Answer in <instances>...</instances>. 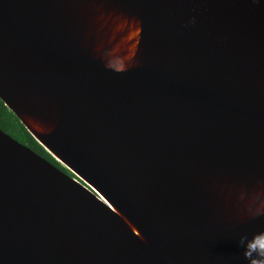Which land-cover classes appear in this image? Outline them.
<instances>
[{
  "label": "water",
  "instance_id": "obj_1",
  "mask_svg": "<svg viewBox=\"0 0 264 264\" xmlns=\"http://www.w3.org/2000/svg\"><path fill=\"white\" fill-rule=\"evenodd\" d=\"M0 98V264H264V0H0Z\"/></svg>",
  "mask_w": 264,
  "mask_h": 264
},
{
  "label": "trees",
  "instance_id": "obj_2",
  "mask_svg": "<svg viewBox=\"0 0 264 264\" xmlns=\"http://www.w3.org/2000/svg\"><path fill=\"white\" fill-rule=\"evenodd\" d=\"M0 128L20 142L28 145L37 153L53 162L65 172L76 177L67 167L57 161L53 155L31 134L21 119L0 98Z\"/></svg>",
  "mask_w": 264,
  "mask_h": 264
},
{
  "label": "bare ground",
  "instance_id": "obj_3",
  "mask_svg": "<svg viewBox=\"0 0 264 264\" xmlns=\"http://www.w3.org/2000/svg\"><path fill=\"white\" fill-rule=\"evenodd\" d=\"M108 42H109V40H108ZM101 50L102 51L107 50L106 46H102L101 47ZM262 189H263V187L257 186L254 189L250 190L251 201H247V202L250 203L249 204V207H252L253 206L254 209H259L260 207H263L264 206V202L261 201V199H258L259 195L261 193H264V191L261 192ZM246 205L248 206L247 203H246ZM247 209H248V207H247ZM245 211H247V210H245Z\"/></svg>",
  "mask_w": 264,
  "mask_h": 264
},
{
  "label": "clouds",
  "instance_id": "obj_4",
  "mask_svg": "<svg viewBox=\"0 0 264 264\" xmlns=\"http://www.w3.org/2000/svg\"><path fill=\"white\" fill-rule=\"evenodd\" d=\"M244 247H245V251H246V254H247V245H245Z\"/></svg>",
  "mask_w": 264,
  "mask_h": 264
}]
</instances>
